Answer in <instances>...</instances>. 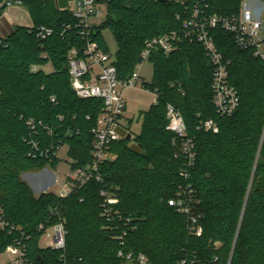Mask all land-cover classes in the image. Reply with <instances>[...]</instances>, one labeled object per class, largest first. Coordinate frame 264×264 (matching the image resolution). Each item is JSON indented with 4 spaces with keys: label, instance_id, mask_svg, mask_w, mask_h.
Instances as JSON below:
<instances>
[{
    "label": "trees",
    "instance_id": "16d2710c",
    "mask_svg": "<svg viewBox=\"0 0 264 264\" xmlns=\"http://www.w3.org/2000/svg\"><path fill=\"white\" fill-rule=\"evenodd\" d=\"M241 3L210 0V13L229 15ZM58 5L62 8L60 0ZM25 7L35 27L54 33L41 40L35 31L13 26L0 47V205L10 223L32 235V257L54 264H123L118 257L123 250L143 254L151 264H178L191 256L204 264L215 258L222 264H264V61L253 50H241L232 35L213 32L240 97L237 111L222 116L213 103V65L201 44L185 42L169 55L153 53L154 80L144 88L158 100L142 113L138 136L127 140L126 135L111 145L117 158L103 165L104 183L92 180L67 198L53 193L37 197L22 175L56 168L55 154L62 145L69 146L75 167L90 163L91 130L104 102L81 99L71 87L68 55L85 45L71 13L60 11L55 0H28ZM186 9L181 2L112 0L107 22L94 29L93 41L107 53L102 29L115 33V65L119 79L126 81L142 63L146 41L181 30L189 16ZM47 65L52 72H45ZM168 105L182 114L195 143L190 181L181 176L185 158L168 131ZM30 119L35 131L27 126ZM209 120L217 124V133L201 128ZM45 150L48 154L41 155ZM186 184L196 190L201 237L193 236L187 217L168 204ZM106 187L117 189L115 208L136 228L126 229L124 245L101 217L100 192ZM60 219L67 230L65 249L40 250L38 225ZM12 240L13 235L0 233V256Z\"/></svg>",
    "mask_w": 264,
    "mask_h": 264
},
{
    "label": "built area",
    "instance_id": "2783aa9c",
    "mask_svg": "<svg viewBox=\"0 0 264 264\" xmlns=\"http://www.w3.org/2000/svg\"><path fill=\"white\" fill-rule=\"evenodd\" d=\"M27 1L0 0V21L8 10L25 7ZM55 1L60 11L71 13L76 20L79 33L85 41V45L81 49L73 48L68 55L71 87L81 99H101L104 102L103 111L98 116L96 126L91 130L93 136L91 162L85 166L75 167L77 162L73 159L69 160L71 174L66 177L65 185L56 194L60 198H67L92 180L104 183L101 173L103 165L108 160L117 158L111 154V145L126 136L122 122L125 119L128 122L132 120L127 118L124 93L129 89L144 88L145 82L140 71L137 72V70L141 68L144 61L151 58L153 53L162 52L169 55L177 51L185 42L201 44L207 58L213 65L211 86L213 103L216 112L222 116H231L237 111L240 106V97L237 89L230 83L229 63L225 62L219 52L213 32L223 31L232 35L241 50H253L255 55L264 61V0H242L237 11L225 16L210 13V0H186L181 3L187 6L186 12L189 16L183 20L181 30L147 40L141 53L142 63L137 65L128 80L121 81L115 65L116 58L114 59L110 54L100 49L92 37L94 29L100 26L101 18L108 14L109 3L112 0H71L69 7L62 8L58 5V0ZM168 2L177 1L168 0ZM189 3L191 4L189 5ZM177 19L181 20L182 18L178 15ZM23 27L30 32L35 31L41 40H46L54 33L47 27L40 26L37 28L34 24ZM4 41L5 33L0 29V47L4 45ZM32 70L36 71L38 67H34ZM2 94L0 81V98ZM155 96L156 103L158 96L157 94ZM167 119L168 131L175 136L174 142L179 145L181 154L185 158L181 176L185 181H190L191 172L196 162L194 140L188 135L182 114L172 105L167 106ZM27 126L31 131H35L34 120L30 119ZM201 128L207 132H218V126L213 120L206 121ZM34 146L37 147L36 144ZM64 146L68 145L57 148L55 156L58 160V153ZM48 152L49 150H45L41 155H47ZM44 193L48 192L44 191ZM100 195L104 199L101 217L106 219L108 229L114 233V239L124 245V238L128 235V231L133 232L136 228L131 225V220L124 218L115 208L119 203L117 189L106 187L101 190ZM197 203L196 190L192 184L180 186L175 197L168 202L169 206L174 208L177 213L187 217L190 233L193 236L201 237L203 235L202 215L196 214L194 209ZM121 223L126 227L124 230H120ZM36 231L41 234L40 250L62 251L65 249L67 230L61 219L54 224L41 223ZM1 232L13 235L12 243L6 247L1 255L5 258L3 264H54L49 260L45 262L41 256L32 257L29 252V242L32 240V235L29 231L10 223L0 205ZM44 242L46 244H43ZM118 257L123 261V264H151L143 254L120 250ZM178 264L204 263L197 256H191L181 260ZM210 264L222 263L218 261V258H215Z\"/></svg>",
    "mask_w": 264,
    "mask_h": 264
},
{
    "label": "rangeland",
    "instance_id": "374dc122",
    "mask_svg": "<svg viewBox=\"0 0 264 264\" xmlns=\"http://www.w3.org/2000/svg\"><path fill=\"white\" fill-rule=\"evenodd\" d=\"M71 0H60L62 7H69V2ZM177 2H183L186 0H176ZM107 22V15L103 16L100 20V26H103ZM33 21L27 7L14 8L8 10L3 19L0 21V29L6 33L13 26H25L32 25ZM103 38L107 44L108 54H110L114 59L118 52V42L115 33L109 28L104 27L102 29ZM45 72H52V66L44 68ZM140 71L143 81L150 85L154 80V64L150 59L144 61L141 68L137 70ZM124 98L126 100L127 106V118L132 119V123L125 119L122 122V127L125 134H131L133 137L138 136L142 130V113L148 111L156 101V96L154 93L146 90L145 88H135L125 91ZM134 141L131 142V145ZM59 164L56 168L47 166L41 172L38 173H24L22 175V180L27 183L33 190L35 196H39L44 191L48 193L58 194L62 187L65 185L66 177L71 174V165L69 164V148L64 146L58 153ZM43 244H46L45 242ZM5 262V258L0 256V264Z\"/></svg>",
    "mask_w": 264,
    "mask_h": 264
},
{
    "label": "water",
    "instance_id": "95a60500",
    "mask_svg": "<svg viewBox=\"0 0 264 264\" xmlns=\"http://www.w3.org/2000/svg\"><path fill=\"white\" fill-rule=\"evenodd\" d=\"M161 1L164 2V3H169L168 0H161ZM131 138H132V136L128 135L127 140H130Z\"/></svg>",
    "mask_w": 264,
    "mask_h": 264
},
{
    "label": "crops",
    "instance_id": "0c3cea01",
    "mask_svg": "<svg viewBox=\"0 0 264 264\" xmlns=\"http://www.w3.org/2000/svg\"><path fill=\"white\" fill-rule=\"evenodd\" d=\"M48 66H50V65H47V66H45L44 68H47ZM132 136V135H131ZM47 192V191H46Z\"/></svg>",
    "mask_w": 264,
    "mask_h": 264
}]
</instances>
